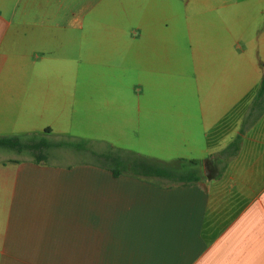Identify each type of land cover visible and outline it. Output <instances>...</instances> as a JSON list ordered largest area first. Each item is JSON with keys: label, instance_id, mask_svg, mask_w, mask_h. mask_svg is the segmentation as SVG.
I'll list each match as a JSON object with an SVG mask.
<instances>
[{"label": "crops", "instance_id": "crops-1", "mask_svg": "<svg viewBox=\"0 0 264 264\" xmlns=\"http://www.w3.org/2000/svg\"><path fill=\"white\" fill-rule=\"evenodd\" d=\"M99 7L111 1L0 0V140L29 149L64 141L66 119L81 106L67 67L95 61L97 42L119 40L97 19ZM259 29L256 55L237 57L239 87H226L222 69L207 95L217 108L244 100L232 143L203 150L201 162L177 160L195 161L197 181L114 177L90 162L3 156L0 147V264H264V21ZM187 33L192 40L194 29Z\"/></svg>", "mask_w": 264, "mask_h": 264}, {"label": "rangeland", "instance_id": "rangeland-1", "mask_svg": "<svg viewBox=\"0 0 264 264\" xmlns=\"http://www.w3.org/2000/svg\"><path fill=\"white\" fill-rule=\"evenodd\" d=\"M110 1L111 7L107 11L99 7L96 17L112 24L113 38L119 40L112 47L97 42L95 61L82 57L76 68L67 67L65 83L79 89L81 106L66 119L63 147L52 150L47 144L56 143L48 141L38 148H7L3 156L40 154L47 163L90 162L102 169L105 165L115 168L102 154L122 159L135 154L163 163L176 175L194 173L195 165L177 160L201 162L203 150H220L234 138L232 124L243 113L244 100L232 108H228L230 103L217 108L213 107L216 101L207 95L222 69L226 87H239L237 57L242 53L250 58L256 55L250 41L264 21L257 13L262 3ZM250 6H254L252 10ZM201 11L204 15H197ZM218 19L220 24H215ZM121 25L123 34L118 32ZM189 27L194 29L192 40ZM203 27H207L209 41L204 40ZM105 32L98 30L97 37H106ZM158 37L162 42L152 40ZM217 53L227 60L217 61ZM241 81L249 85L248 80ZM104 101L111 105L108 109Z\"/></svg>", "mask_w": 264, "mask_h": 264}, {"label": "trees", "instance_id": "trees-1", "mask_svg": "<svg viewBox=\"0 0 264 264\" xmlns=\"http://www.w3.org/2000/svg\"><path fill=\"white\" fill-rule=\"evenodd\" d=\"M49 146H63L61 143L47 144ZM46 146V144H45ZM0 147L5 148H29L23 147L16 140H0ZM133 158L122 159L118 156L102 154V158L108 161L113 167L103 166L104 169L109 170L114 177L121 175L122 173L129 174L137 178H153L158 180H167L171 183H191L199 180L192 172H186L184 174L176 175L170 168L159 161L153 159H147L139 155L131 154ZM130 155V156H131ZM189 164H195V161H189Z\"/></svg>", "mask_w": 264, "mask_h": 264}]
</instances>
